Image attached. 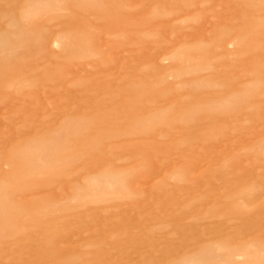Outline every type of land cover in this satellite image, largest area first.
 I'll return each mask as SVG.
<instances>
[{"label":"rangeland","instance_id":"obj_1","mask_svg":"<svg viewBox=\"0 0 264 264\" xmlns=\"http://www.w3.org/2000/svg\"><path fill=\"white\" fill-rule=\"evenodd\" d=\"M0 264H264V0H0Z\"/></svg>","mask_w":264,"mask_h":264}]
</instances>
